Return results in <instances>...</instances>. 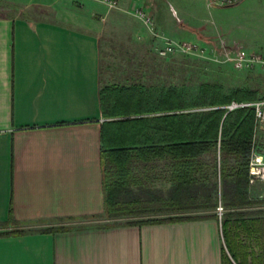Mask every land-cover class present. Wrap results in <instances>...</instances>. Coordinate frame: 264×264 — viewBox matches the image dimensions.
Here are the masks:
<instances>
[{"label":"crops","instance_id":"0c3cea01","mask_svg":"<svg viewBox=\"0 0 264 264\" xmlns=\"http://www.w3.org/2000/svg\"><path fill=\"white\" fill-rule=\"evenodd\" d=\"M44 10L0 13V229L25 232L0 238V264H253L252 257L264 258V203L227 208L219 222L214 207L226 200L218 171L210 180L217 185L211 207L166 213L186 220L105 215L101 134L107 138L109 123L134 116L107 114L91 14ZM199 29L192 35L202 41ZM121 128L115 126L117 134ZM253 142L264 159L263 129L254 128ZM158 164L152 177L166 174L168 187L157 189L165 194L170 173ZM261 190L264 183L256 182L248 193Z\"/></svg>","mask_w":264,"mask_h":264},{"label":"trees","instance_id":"16d2710c","mask_svg":"<svg viewBox=\"0 0 264 264\" xmlns=\"http://www.w3.org/2000/svg\"><path fill=\"white\" fill-rule=\"evenodd\" d=\"M203 93L205 99L197 107L206 109L184 111L183 95L175 88L161 93L157 100L137 84L102 89V102H108L110 117L134 116L109 123L111 131L107 132V138L101 134V171L108 218L211 207V193L217 185L210 180L217 171L225 204L238 207L248 203L254 111L252 108L227 111L223 107L231 102H254L257 92L236 89L225 95L217 85H205ZM157 113L168 115L146 117ZM119 125L124 128L117 134L115 126ZM158 162H164L170 173L171 187L165 194L150 188L156 179L152 176ZM186 219L169 217L146 222ZM24 233L1 231L0 238Z\"/></svg>","mask_w":264,"mask_h":264},{"label":"rangeland","instance_id":"374dc122","mask_svg":"<svg viewBox=\"0 0 264 264\" xmlns=\"http://www.w3.org/2000/svg\"><path fill=\"white\" fill-rule=\"evenodd\" d=\"M116 2L117 6L111 9L101 0H95L91 4H82L77 0H0V13L24 17L46 12L44 9L47 8L48 13L65 9L64 12L87 16L91 14L90 19L94 24L92 27L101 46L102 88L137 84L143 86L153 100H157L166 90L175 88L183 95L184 111L206 109L204 106L197 107L205 99V85H217L225 95L236 89L254 90L257 92L254 102L264 101V69H236L231 63L221 62L217 57L222 48L229 51L242 49L249 54L264 55V0H242L232 7L210 6L209 0H127L126 4H119L118 0ZM134 7H142L151 12L157 31L163 38L194 42L203 46L206 52L203 55L176 52L160 57L158 51L163 47L164 40L151 36L134 18ZM177 18L183 23L177 21ZM184 25L197 26L192 29L200 27L199 35L203 36V40L195 39L196 35L192 34L197 31L189 29L190 27L184 29ZM257 128L264 131V123ZM159 173L162 174L153 181V188L165 191L168 187L166 174ZM256 182L260 181H255L253 185ZM219 202L224 208V214L221 218L216 213L215 216L219 222L223 220L225 223L227 208L232 207H226L219 198L214 212ZM251 202L264 203V190L256 194L248 193V203ZM137 217L153 220L168 218L166 213H144ZM239 244L237 250L244 255L246 249L241 241ZM234 259L240 260L236 256ZM252 260L253 264H264L261 255L252 257Z\"/></svg>","mask_w":264,"mask_h":264},{"label":"built area","instance_id":"2783aa9c","mask_svg":"<svg viewBox=\"0 0 264 264\" xmlns=\"http://www.w3.org/2000/svg\"><path fill=\"white\" fill-rule=\"evenodd\" d=\"M108 8H115L117 2L115 0H101ZM241 0H209L210 6L216 7H228L239 4ZM132 15L136 18L147 30L151 36L155 38H162L164 45L158 51L160 57H165L173 53H184V54H198L203 55L206 49L194 42L187 41H173L168 38H163L157 31L156 23L153 15L142 7H134ZM219 61L225 63H231L236 69H248L254 68L264 69V55L261 54H249L246 51L239 49L236 51H229L225 48L220 49L217 54ZM227 111H233L238 108H252L254 111L255 127L264 123V101H256L251 103H231L228 106L223 107ZM249 185H253L255 181L264 182V159L262 156L257 155L252 150L249 164ZM216 215L221 218L224 214V208L220 202L215 208Z\"/></svg>","mask_w":264,"mask_h":264},{"label":"water","instance_id":"95a60500","mask_svg":"<svg viewBox=\"0 0 264 264\" xmlns=\"http://www.w3.org/2000/svg\"><path fill=\"white\" fill-rule=\"evenodd\" d=\"M241 1H242V0H241ZM241 1H240V2H241ZM236 5H237V4H236ZM232 6H235V5H232ZM232 6H228V7H232Z\"/></svg>","mask_w":264,"mask_h":264}]
</instances>
